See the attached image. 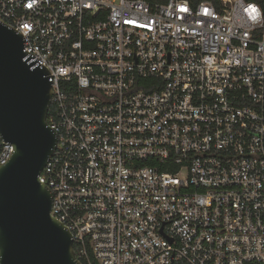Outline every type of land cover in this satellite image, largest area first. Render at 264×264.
I'll return each instance as SVG.
<instances>
[{
	"label": "built area",
	"instance_id": "2783aa9c",
	"mask_svg": "<svg viewBox=\"0 0 264 264\" xmlns=\"http://www.w3.org/2000/svg\"><path fill=\"white\" fill-rule=\"evenodd\" d=\"M0 23L52 77L38 181L79 262L264 264L257 4L0 0Z\"/></svg>",
	"mask_w": 264,
	"mask_h": 264
},
{
	"label": "water",
	"instance_id": "95a60500",
	"mask_svg": "<svg viewBox=\"0 0 264 264\" xmlns=\"http://www.w3.org/2000/svg\"><path fill=\"white\" fill-rule=\"evenodd\" d=\"M23 47L0 23V139L12 147L0 166V264H82L38 181L57 144L47 125L52 77Z\"/></svg>",
	"mask_w": 264,
	"mask_h": 264
},
{
	"label": "trees",
	"instance_id": "16d2710c",
	"mask_svg": "<svg viewBox=\"0 0 264 264\" xmlns=\"http://www.w3.org/2000/svg\"><path fill=\"white\" fill-rule=\"evenodd\" d=\"M201 1H206V0H192V3L193 4H197V3L201 2ZM244 1L248 2V3L257 4L260 7V9L262 11V14H263V17H264V0H244ZM83 264H85V263H83ZM93 264H94V262H93Z\"/></svg>",
	"mask_w": 264,
	"mask_h": 264
}]
</instances>
